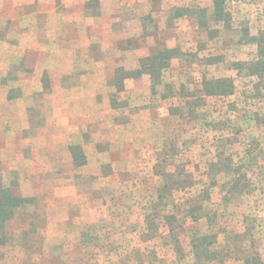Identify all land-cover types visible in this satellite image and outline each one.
Instances as JSON below:
<instances>
[{
	"label": "rangeland",
	"instance_id": "rangeland-1",
	"mask_svg": "<svg viewBox=\"0 0 264 264\" xmlns=\"http://www.w3.org/2000/svg\"><path fill=\"white\" fill-rule=\"evenodd\" d=\"M46 1L26 15L29 43L15 40L13 0H0V200L18 202L0 228V264H198L202 234L229 264L264 260V94L225 63L252 47L171 13L212 0ZM226 3L264 28V0ZM166 47L180 56L157 92L145 78L118 88L116 67ZM211 55L224 62L200 67ZM95 63L102 71L88 73ZM202 71L233 76L235 93L205 96Z\"/></svg>",
	"mask_w": 264,
	"mask_h": 264
},
{
	"label": "trees",
	"instance_id": "trees-1",
	"mask_svg": "<svg viewBox=\"0 0 264 264\" xmlns=\"http://www.w3.org/2000/svg\"><path fill=\"white\" fill-rule=\"evenodd\" d=\"M196 15L198 29L204 31L209 39L217 37L221 30L232 31L235 34L234 41L239 45H249L252 47L251 56L245 59H234L225 62L226 66L234 70L237 74H244L252 77V89L255 94H264V28L255 31L250 24L245 21L234 20L231 10L227 6L226 0H212L208 7H199L190 10L184 7H173L171 12L174 17H180L189 12ZM189 13V14H190ZM180 56L176 48H163L151 52L147 56L137 58V62L130 69L120 66L115 68L113 79L119 89L125 78H145L152 92H157V85L163 83V75L173 58ZM224 62L223 55H211L203 58L199 66H208ZM164 87L170 92L174 90V85L164 83ZM201 92L205 96H229L236 91L235 79L231 75L212 76L205 71L200 76ZM160 95L166 98L165 90H161ZM6 194H9L6 192ZM18 205L17 198L11 197L0 200V228L6 218H10L13 209ZM193 255L198 264H229V254L227 251L214 246V236L212 234H202L194 236L192 239ZM247 253V252H246ZM243 264H264V260L258 253H247L242 256Z\"/></svg>",
	"mask_w": 264,
	"mask_h": 264
},
{
	"label": "crops",
	"instance_id": "crops-1",
	"mask_svg": "<svg viewBox=\"0 0 264 264\" xmlns=\"http://www.w3.org/2000/svg\"><path fill=\"white\" fill-rule=\"evenodd\" d=\"M46 2H49V3H53V5H55L54 8H59L60 6H62L61 4L63 3L64 5H67L66 3L68 2V0H60L59 1V4L56 0H47ZM43 2L39 3V0H13V6L15 8H17L19 10V13L17 14V16H14L13 17V20H11V22L14 24V23H19L20 24V28H18V30H13L14 31V34H15V40L19 41V42H34L36 41V39L34 40V36H33V33L32 31H25V33H23L21 35L20 32H22V30L25 29V26L27 25L25 23L26 21V17L29 15V16H33L32 13H35V12H32V10L34 8H38ZM60 5V6H58ZM63 7H67V6H62ZM84 10H85V7L84 5L82 4L81 5V15L84 13ZM50 12L46 13L47 16H51V14H49ZM45 14V16H46ZM27 15V16H26ZM87 16H91V17H97L99 14H86ZM61 16L63 17V15H58V17ZM85 18H88V17H85ZM63 19V18H62ZM32 21V20H31ZM83 22H81V25H82ZM19 31V32H18ZM17 34V35H16ZM0 41H1V37H0ZM21 44V43H20ZM35 69V68H34ZM66 72L65 69H62V72ZM102 71V68H100V66L98 64H93L90 69L87 70L88 73H92V74H95V72H100ZM86 83V82H85ZM87 87L90 86H94L96 85L95 83V80L93 79L91 82H88V84H85Z\"/></svg>",
	"mask_w": 264,
	"mask_h": 264
}]
</instances>
